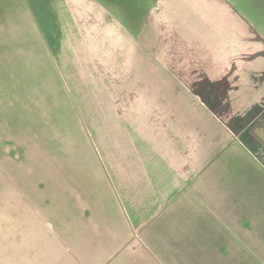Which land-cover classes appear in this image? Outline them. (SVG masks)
<instances>
[{"label":"crops","instance_id":"0c3cea01","mask_svg":"<svg viewBox=\"0 0 264 264\" xmlns=\"http://www.w3.org/2000/svg\"><path fill=\"white\" fill-rule=\"evenodd\" d=\"M16 1L39 46L30 53L36 94L51 102L36 111L58 116L65 103L68 136L80 133L90 157L70 160L55 126L52 164L61 171L49 193L33 174L36 192H21L12 207L5 182L0 264H264V209L248 205L226 166L232 148L245 150L254 129L264 130V119L256 125L264 83L189 78L182 59L96 2ZM242 3L244 23L264 43V0Z\"/></svg>","mask_w":264,"mask_h":264},{"label":"rangeland","instance_id":"374dc122","mask_svg":"<svg viewBox=\"0 0 264 264\" xmlns=\"http://www.w3.org/2000/svg\"><path fill=\"white\" fill-rule=\"evenodd\" d=\"M37 1L43 3L44 0ZM84 2L88 3L86 5H90L91 2L100 4L110 17L128 32L139 38L143 37L147 42L152 40L155 47L165 49L171 61H178L177 63L181 64L182 59L183 73H187L189 78H192V75H199L201 83L207 85L210 80H217L224 86L230 78L244 75L251 77L249 81L256 85L264 83V43L260 40L258 43L254 41L256 34H251L248 23H244L247 19H243L245 12L242 0H84ZM19 10L20 6L16 0H0L1 208L5 182L13 193L12 207H18L16 202H19L18 194L21 192L24 194L26 190L33 194L36 192L35 186L30 190L36 182L31 179L33 174L42 176L47 182L45 193L52 189V175L60 170L53 168L52 164L55 126L64 132L61 133V140L65 137L67 154L74 155L70 160H85L90 157L87 148L81 142L80 133L68 136L69 131L66 129L68 119H61L60 116L67 112L64 110L67 108L65 103L60 104L58 116L52 115L51 110L47 111L49 112L47 114L42 113V110L36 111L39 102H42L41 105L46 103L47 106L51 105V102H43V97L39 96L40 92L36 94L35 85L39 71L35 70L34 50L39 46H36L29 27L24 25V16H18ZM247 50L251 53L249 54ZM211 65L217 68L214 69L216 71L214 79L208 76L212 72L206 71ZM252 88L255 90L258 87L252 85ZM40 89L48 92L51 90ZM53 116L55 120H52ZM262 119L264 118L257 119L256 125ZM254 132V137L250 139L253 143L248 141L250 144L245 146L246 151L236 145L232 148L228 156L230 163L228 162L226 166L230 167L237 178V188L246 190L250 203L248 205L264 209V130L258 128L254 129ZM74 140L80 149H75ZM61 149L58 144L56 150L58 152L55 153L63 155ZM27 204L30 208L37 206L29 197Z\"/></svg>","mask_w":264,"mask_h":264}]
</instances>
